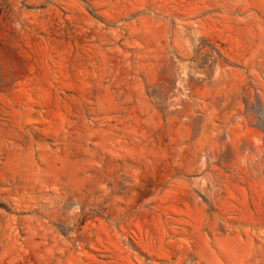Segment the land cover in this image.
<instances>
[{"label":"rangeland","instance_id":"374dc122","mask_svg":"<svg viewBox=\"0 0 264 264\" xmlns=\"http://www.w3.org/2000/svg\"><path fill=\"white\" fill-rule=\"evenodd\" d=\"M0 264H264V0H0Z\"/></svg>","mask_w":264,"mask_h":264}]
</instances>
